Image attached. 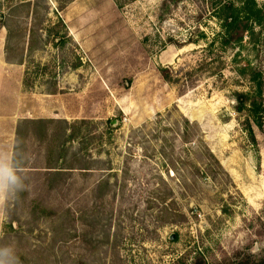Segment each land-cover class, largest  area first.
Returning a JSON list of instances; mask_svg holds the SVG:
<instances>
[{
	"label": "rangeland",
	"instance_id": "1",
	"mask_svg": "<svg viewBox=\"0 0 264 264\" xmlns=\"http://www.w3.org/2000/svg\"><path fill=\"white\" fill-rule=\"evenodd\" d=\"M215 1L251 0H0V161L13 145L20 182L0 248L21 264L264 254V129L253 142L234 95L250 92L264 128V0L232 47ZM55 90L70 121L40 118Z\"/></svg>",
	"mask_w": 264,
	"mask_h": 264
},
{
	"label": "trees",
	"instance_id": "2",
	"mask_svg": "<svg viewBox=\"0 0 264 264\" xmlns=\"http://www.w3.org/2000/svg\"><path fill=\"white\" fill-rule=\"evenodd\" d=\"M219 1H215L214 9L216 7L215 13L223 19V33L220 36V44L225 47H232L239 42H241L245 35L253 36L254 34V25H260L262 23L263 11L261 8H258L253 0L248 2L246 6L239 9L236 8L233 2H227L220 6ZM249 68L239 69L238 73L242 77L248 76ZM161 75L166 81H171L172 78L169 74V69H162ZM259 75L256 76L251 73V79L256 81ZM260 87V95L262 93V82L258 83ZM52 93H56V90ZM235 99L237 101L236 110L240 113H244L246 115L245 120V130L249 133V137L253 142H256L255 133L253 126L256 125L260 129L263 128L262 118L260 116V105L253 99L250 92L237 91L234 93ZM197 123L191 124L186 121L185 132L189 133V127L195 126ZM62 156L60 155L59 158ZM17 170L23 169L25 166H21V164H13ZM49 174L51 175H63L65 173L64 168L57 166L47 167ZM33 204H36L37 201L33 200ZM179 264H264V254L256 255L253 254L248 248H243L241 251L233 254L232 256L227 255L222 260L214 259V262L209 261L207 255L204 251L197 252L195 257L191 262L179 260Z\"/></svg>",
	"mask_w": 264,
	"mask_h": 264
},
{
	"label": "clouds",
	"instance_id": "3",
	"mask_svg": "<svg viewBox=\"0 0 264 264\" xmlns=\"http://www.w3.org/2000/svg\"><path fill=\"white\" fill-rule=\"evenodd\" d=\"M19 178L13 169L0 161V221L5 218L3 204L6 191H14L19 187ZM0 264H21L15 250L9 247L0 248Z\"/></svg>",
	"mask_w": 264,
	"mask_h": 264
},
{
	"label": "crops",
	"instance_id": "4",
	"mask_svg": "<svg viewBox=\"0 0 264 264\" xmlns=\"http://www.w3.org/2000/svg\"><path fill=\"white\" fill-rule=\"evenodd\" d=\"M58 90H62L61 85L58 86ZM60 94L58 93H52L50 96V99L47 100V102H45V105L43 106L44 110H42L41 107H38L39 111L42 113L41 115V119L43 120H56V119H64L65 121H70L72 119L73 114L71 113L70 108H68L66 106V104L63 105L62 101L63 98H59ZM65 103V102H64ZM22 111H27V107L26 108H22ZM31 116H25V121H29V120H33L31 119ZM23 120V119H22ZM13 145H11L10 150L6 153L1 152V154H9V158L5 156L6 158V162H8L7 164L12 163V155H13ZM6 164V165H7Z\"/></svg>",
	"mask_w": 264,
	"mask_h": 264
}]
</instances>
